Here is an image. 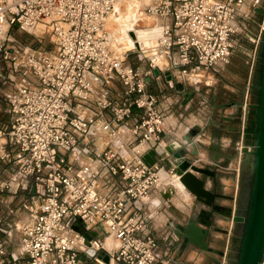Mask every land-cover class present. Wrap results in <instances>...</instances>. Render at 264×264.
Masks as SVG:
<instances>
[{
  "label": "built area",
  "instance_id": "1",
  "mask_svg": "<svg viewBox=\"0 0 264 264\" xmlns=\"http://www.w3.org/2000/svg\"><path fill=\"white\" fill-rule=\"evenodd\" d=\"M119 1L0 0V162L11 166L0 203L22 218L0 212V264H99L105 254L116 264H174L151 230L149 207L159 206L152 197L168 185L159 176L168 158L164 169L175 173L165 151L169 97L149 89L151 76L168 72L173 88L193 73L219 71L242 29L252 43L251 72L264 39V0H149L145 12L159 18L158 35L131 49L146 70L112 45L106 21ZM255 14L262 21L253 33L245 23ZM14 27L48 31L53 49L17 42ZM151 149L164 153L162 164L144 159ZM19 191L26 196L15 207Z\"/></svg>",
  "mask_w": 264,
  "mask_h": 264
},
{
  "label": "rangeland",
  "instance_id": "2",
  "mask_svg": "<svg viewBox=\"0 0 264 264\" xmlns=\"http://www.w3.org/2000/svg\"><path fill=\"white\" fill-rule=\"evenodd\" d=\"M262 21V17L259 14L253 15L247 22L245 23L246 29L255 33L258 29V23ZM245 29H242L238 35L234 36L235 41L237 42V46L233 49L229 62L222 66L219 71L214 72L209 70L205 72V80L210 83L209 86H205L203 83L205 80L197 81L196 78L188 76L186 79H181L178 83V86L184 88L185 92H192L194 96V92L197 93L208 91L207 89H211L206 92L208 103L205 102V115L207 114V110L210 108L211 104H221V103H231L234 100L241 102V105L246 101V107L243 112L242 106L239 107L236 112L235 123L239 122V131L236 132L235 141L228 146L225 150L227 153L226 158L224 159V163L219 165L217 169L220 171L217 173L218 176H225L232 180V184L229 190H224L222 184L215 179L214 182L209 181V185L212 189H216L219 192H226L233 195L235 197V209L237 214L245 215L248 209L249 200H250V191L252 188L253 174L251 171V162L253 158V145L256 134V110L257 104L259 101V86H260V72H261V63H262V46L258 52L256 57L254 66L252 71L250 72V62L251 54L249 51L252 48V43L250 42L248 36L246 35ZM247 32V31H246ZM11 34L15 38V40L25 46H40L41 48H45L48 50H52V42L51 35L46 30H40V34H37L36 31L33 32H24L16 29L15 27L11 29ZM264 40V39H263ZM119 50L118 48H116ZM131 51V50H130ZM127 60L132 63L134 66H138L140 70H146L148 67L145 62L141 61L140 52H128ZM4 62L0 57V74L4 75L5 71ZM200 72V71H199ZM161 79H164L163 75H160ZM190 77V79H189ZM153 78V75L151 76ZM194 78V79H193ZM1 79V78H0ZM193 79V80H192ZM195 80V81H194ZM175 85V84H174ZM175 87V86H174ZM215 88V89H214ZM5 89L4 85L0 84V119H5V114L3 111V101L2 91ZM201 91V92H200ZM247 93V98L245 100V95ZM196 95V94H195ZM215 96V102L211 100V97ZM198 98H194L190 105L186 108L183 113L182 119L186 120V123L183 125L187 127H193L192 125L195 123H199V118L194 117L196 113L199 112L200 108V96ZM244 119V122H243ZM174 120L172 119V122ZM178 122V121H177ZM177 124V123H176ZM175 124V125H176ZM179 124V122H178ZM191 129V128H190ZM243 134V135H242ZM242 136V138H241ZM237 140V142H236ZM242 146V147H241ZM198 164H203V162L199 161ZM199 165V166H200ZM10 165L6 166L2 162H0V182L9 180L11 175ZM239 170L237 171V169ZM25 193L19 191L15 196L12 205L18 207L21 203V199L24 198ZM1 199H7V193L0 196ZM226 203L229 201L225 200ZM232 204H234L232 202ZM0 212L3 215H7V211L4 210L3 205L0 203ZM10 220H14L16 223L20 222L22 218L17 219L16 216L7 215ZM235 223V222H233ZM228 222H225L224 225L219 227H223L224 229L228 227ZM234 229L232 230V234L230 236V243L228 246L227 254L225 257L217 253L212 252H204L202 254L206 255L204 259V263L200 262V264H236V260L239 252V240L241 238V232L243 231L244 224L243 223H235ZM173 237L176 236L178 239L177 244H179L181 238H179L174 232ZM19 236L14 233L13 240L10 243L8 252L11 257V253H16L18 250L17 242ZM207 241L210 246L218 249L225 250L226 242L225 236L223 233L212 231L208 236ZM227 256V257H226ZM83 257V256H82ZM186 264H198V262L188 260L185 262ZM90 264H98L95 261H92Z\"/></svg>",
  "mask_w": 264,
  "mask_h": 264
},
{
  "label": "water",
  "instance_id": "3",
  "mask_svg": "<svg viewBox=\"0 0 264 264\" xmlns=\"http://www.w3.org/2000/svg\"><path fill=\"white\" fill-rule=\"evenodd\" d=\"M158 69H153V74L158 75ZM165 79H170L168 72L163 73ZM149 79V78H148ZM193 97L192 92H187L184 98V104ZM190 141V140H188ZM192 142V141H191ZM184 145L177 140H172L165 146V151L172 157V163L175 165V174L185 189L193 195V200L186 208L195 203L198 205L196 212L190 216L177 213L178 210L170 201L176 194L175 188L167 185L161 191V197L168 204L169 210L175 212L176 216L183 220V224L176 223L174 233L183 239V246L192 244L202 251L223 254L210 246L207 241L212 231L227 234V230L216 225L215 218L224 217L233 222L243 223V233L239 244V252L236 264H260L264 256V40L262 46V66L260 74L259 101L256 110V134L253 145V158L251 162V171L253 174L252 188L250 191V200L245 215L237 214L234 207L222 205L220 199L234 200V197L212 189L207 186V180L214 182L216 171L210 167H202L195 164L181 153ZM153 149L144 155V159L153 164ZM183 214V211L181 212ZM87 239L91 236L86 233ZM91 256L95 251H87ZM103 260L108 261L109 256L105 254Z\"/></svg>",
  "mask_w": 264,
  "mask_h": 264
},
{
  "label": "crops",
  "instance_id": "4",
  "mask_svg": "<svg viewBox=\"0 0 264 264\" xmlns=\"http://www.w3.org/2000/svg\"><path fill=\"white\" fill-rule=\"evenodd\" d=\"M205 80V79H199ZM178 83H175V87L169 88L167 86V79H161L160 77L158 79L151 78L150 79V86L149 89L156 94L160 93H166L169 103V109H170V118H172L174 121L173 123V130L171 133L168 134L169 138L165 139L168 140L167 143H170L172 140H177L178 142L182 143L184 145L183 149L181 150V153L185 155L188 159L193 161L195 164L197 162L201 161L203 164H198L202 167H210L216 171V178L222 184V187L224 190H229L232 180L225 177V176H218L217 173L220 171L217 169L219 165H222L224 162V159L226 158L225 150L230 146L232 142L235 141V137L237 135L236 132L239 131V122L238 124L235 123L236 119V112L238 111L239 107H241V102H238L234 100L231 103H221V104H211L210 108L207 110V114L205 115V102L208 103L206 92L210 91L211 89L205 90V92L197 93L194 92V96L184 104V98L187 92H185L184 88L180 85L178 86ZM204 84V83H203ZM205 85V84H204ZM208 85L205 86H209ZM215 89V88H214ZM196 94V95H195ZM197 96H200L201 100L199 102L200 108L199 112L196 113V116L199 118V123H194L193 127H187L183 125V123H186V120L182 119L183 113L185 112L186 108L190 105V103L193 101L194 98H198ZM211 100L215 102V96L211 97ZM179 124H178V122ZM177 123V124H176ZM176 124V125H175ZM187 124V123H186ZM191 128V129H190ZM183 139H186V141H183ZM190 140V141H188ZM192 141V142H191ZM166 142V141H165ZM237 142V140H236ZM191 144V146L188 147V144ZM164 156V153L162 154H155L153 156L154 163H161L162 160L161 157ZM170 160V158H168ZM172 159V158H171ZM169 160H166L163 163L164 168H169ZM221 172V171H220ZM162 177L164 179V183L170 182L172 179L168 172L165 170L162 171ZM211 182V180H210ZM229 196L234 197V200L229 199H220L219 203L222 205H227L235 208V197L236 195L228 194L226 192H223ZM189 196V194H187ZM153 202L159 201V206H150L149 210L153 212L154 218L151 221V230L153 234L158 238L160 244L164 248H169V253L172 259L174 260V264H186L185 262L188 260H192L195 262L204 263V259L206 258L205 254H202V250L198 247L187 244L183 246V239L180 240L179 244L175 243L177 242L176 236L173 237L174 229L170 225V221H174L175 224H183V220L178 218L176 216L175 212H171L169 210L168 204L164 201V199L159 195H153L152 197ZM225 200L229 201V203H226ZM172 204H174L178 210L183 211V216L186 215L190 216L192 213L196 212L198 209V205H195V203L191 204L186 208V205H189L190 203H186L185 201L181 200L176 195H173V197L170 200ZM232 202L234 204H232ZM225 222H228L229 219H226L224 217H219ZM219 223H223L220 220H218ZM216 225H218L216 218H215ZM224 222V223H225ZM235 223L231 224L228 223V227L225 229L229 230L230 233L224 234L225 236V242H226V248L225 252L221 254L225 257L227 254L228 246L230 243V236L232 234V230L234 229ZM222 225V224H221ZM241 232V237H242ZM107 240V239H106ZM105 240V244H106ZM241 241V238L240 240ZM240 244V242H239ZM205 252V251H204ZM227 257V256H226ZM90 264V263H89ZM116 264V263H115ZM160 264V263H158ZM228 264V263H227Z\"/></svg>",
  "mask_w": 264,
  "mask_h": 264
},
{
  "label": "bare ground",
  "instance_id": "5",
  "mask_svg": "<svg viewBox=\"0 0 264 264\" xmlns=\"http://www.w3.org/2000/svg\"><path fill=\"white\" fill-rule=\"evenodd\" d=\"M148 3L149 0H121L117 4H115L113 14H111L107 18L106 27L110 31L112 45L116 51L125 53L133 48L139 49V46L141 48H144L145 46L154 43L155 38L159 32V24H158L159 18L155 15H151L145 12V5H147ZM40 30L41 29H37L36 31L37 34H40ZM116 48H118L119 50H117ZM190 77L196 78L195 80L205 79V72L203 71L196 72L191 74ZM177 82H179V79H177ZM169 119L172 122V118ZM183 141H186V139H183ZM187 144L188 147L191 146V144L189 143ZM163 170L165 171L164 168H161L159 170V176L161 182L164 183V179L162 177ZM167 172L169 176L172 178L170 182H168L169 183L168 185L175 188L176 190L175 195L179 197L181 200L185 201L186 203H190L193 200V195H191V193H189L185 189V187L180 182V180L178 179L175 173H170L169 171ZM209 184H210L209 180H207V186ZM187 194H189V196ZM176 212L183 215L181 213L182 212L181 210L180 211L177 210ZM218 220H220L223 223H219ZM216 221L220 226L225 224L224 223L225 220L219 217L216 218ZM228 223L233 224V221L229 219ZM170 225L172 226V228H175L174 221H170ZM227 231L229 230L227 229ZM105 240H106L105 245L107 247L112 248L115 246L116 242L111 236L106 235ZM99 264H115V262L111 259L108 261L99 259Z\"/></svg>",
  "mask_w": 264,
  "mask_h": 264
},
{
  "label": "trees",
  "instance_id": "6",
  "mask_svg": "<svg viewBox=\"0 0 264 264\" xmlns=\"http://www.w3.org/2000/svg\"><path fill=\"white\" fill-rule=\"evenodd\" d=\"M261 66H262V63H261ZM260 74H261V72H260ZM74 226H75L77 229H79V230L82 229L81 223L78 222V221L75 222Z\"/></svg>",
  "mask_w": 264,
  "mask_h": 264
}]
</instances>
